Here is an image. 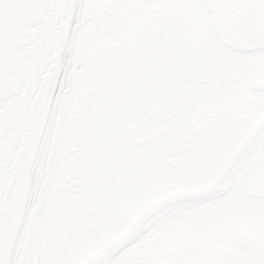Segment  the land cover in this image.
<instances>
[{"label": "snow or ice", "instance_id": "obj_1", "mask_svg": "<svg viewBox=\"0 0 264 264\" xmlns=\"http://www.w3.org/2000/svg\"><path fill=\"white\" fill-rule=\"evenodd\" d=\"M239 0H0V127L8 111V90L36 125L57 120L84 129L106 108L119 109L130 98L139 102L160 77L187 72L199 82L231 72L245 78L255 69L264 78V57L253 59L255 45L264 50V19L250 27L231 15ZM253 8L261 5L246 0ZM184 13L179 24L168 13ZM247 33H251L248 35ZM247 45L248 47H245ZM15 63L18 74L8 78ZM179 84V81H177ZM179 92V89H178ZM146 111L132 122L131 134L145 137V176L103 214L104 224L122 223L134 230L124 243L111 241L104 225L90 224L93 259L86 264H174L172 258L142 253L174 229L184 230L206 214L208 188L224 166L225 154L215 127L201 123L192 109L182 116ZM245 122L236 112L229 129ZM0 146V264L12 220L8 212L6 169ZM225 175L233 185L245 177L264 201V104H261L242 157ZM71 180V177H67ZM229 201L216 204L227 208ZM264 252V236L258 241ZM251 264H264V258Z\"/></svg>", "mask_w": 264, "mask_h": 264}, {"label": "flooded vegetation", "instance_id": "obj_2", "mask_svg": "<svg viewBox=\"0 0 264 264\" xmlns=\"http://www.w3.org/2000/svg\"><path fill=\"white\" fill-rule=\"evenodd\" d=\"M256 3L261 5L264 17V0H256ZM239 5L238 2L231 8ZM241 9L239 17L247 16V19L243 18L246 21L259 8L244 2ZM172 14L185 15L181 12ZM231 15L237 16L233 11ZM179 21L180 18L172 20L177 25ZM251 56L254 60L264 57V50L255 47ZM183 74L173 72L167 79L174 81L171 84L160 83V77L157 76L156 82L148 90L175 88ZM160 102L161 99H152L156 105ZM261 104H264V78L255 69L249 70L245 78L231 72L219 73L214 79L202 77L199 82L186 78L181 88L179 106L174 113L182 116L186 111L196 109L201 113L202 124L215 127L225 154L224 166L206 192L211 197L204 202L206 214L199 221L187 225L184 230L174 229L163 235L150 251L142 253L143 256L157 259L170 257L174 264H251L254 260L264 258V252L258 248V241L264 236V201L253 194L249 177L241 180L239 185H233L225 175L235 159L242 158L246 168L251 165L253 154L249 152L242 157V153ZM154 112L166 111L158 107ZM236 112L244 113L245 122L233 126L227 132ZM144 119L146 114L141 109L140 100L137 102L135 98H130L119 109L109 107L99 114L94 112L90 120V138L83 164L75 162L78 148L71 141L60 191L65 198L67 210V236L64 240L69 241V244L66 249L81 252L72 264H78L95 253L91 242L96 239V235L89 227L94 221L104 225L113 242L124 243L134 235V230L127 225H107L102 217L145 176L148 164L145 137L129 131L132 122ZM67 177L72 179L67 180ZM54 198L57 206L55 213L58 214L60 193L54 195ZM222 201H229L230 206L214 207Z\"/></svg>", "mask_w": 264, "mask_h": 264}, {"label": "rangeland", "instance_id": "obj_3", "mask_svg": "<svg viewBox=\"0 0 264 264\" xmlns=\"http://www.w3.org/2000/svg\"><path fill=\"white\" fill-rule=\"evenodd\" d=\"M72 128L55 121L53 133L45 143L34 200L27 215L16 227V240L6 256L7 264H72L80 251L70 249L66 234V201L60 191L66 170ZM60 193L58 214L54 195ZM16 222V218L14 223ZM17 223V222H16ZM19 223V221H18ZM64 240V241H63ZM65 262V263H64Z\"/></svg>", "mask_w": 264, "mask_h": 264}, {"label": "water", "instance_id": "obj_4", "mask_svg": "<svg viewBox=\"0 0 264 264\" xmlns=\"http://www.w3.org/2000/svg\"><path fill=\"white\" fill-rule=\"evenodd\" d=\"M171 20L179 19L182 16L177 14L168 13ZM242 24L250 27L254 22V15L251 16L250 20H240ZM247 24V25H246ZM251 35V33H247ZM256 46V45H255ZM245 47H248L245 45ZM18 74V68L15 63L10 64L8 68V78L10 81H14ZM188 77L182 75L179 84L177 83L175 88L164 90H147L141 98L140 105L142 110H155L158 107L164 108L166 112L174 113L180 103L181 87ZM165 82L174 83L173 80L169 79ZM169 84V85H170ZM172 86V85H171ZM179 89V92H178ZM166 93V95H163ZM15 88L12 87L8 90V111L4 114L3 126L0 127V146H2V164L6 169V194H7V206L8 212L12 220L10 230L7 234L5 250L10 235H12L15 224V216L18 210L22 192L25 186L26 179L28 176L31 162L33 159L35 147L37 144L39 131L41 124L36 125L33 122L31 115L16 102ZM161 99L160 103H152V99ZM164 100V102H163ZM155 114V112H153ZM89 125L84 129L73 131V140L78 147V154L75 155V162L78 164L84 163V155L86 154L89 141ZM4 250V253H5ZM95 253L85 258L80 264H86L87 261L93 259Z\"/></svg>", "mask_w": 264, "mask_h": 264}, {"label": "bare ground", "instance_id": "obj_5", "mask_svg": "<svg viewBox=\"0 0 264 264\" xmlns=\"http://www.w3.org/2000/svg\"><path fill=\"white\" fill-rule=\"evenodd\" d=\"M244 2H246V0H239V3L241 5L235 6L234 8H231V10H230V12L231 11L235 12V14L237 16L234 18L237 19L239 22H241L240 18H241V20L243 18L247 19V16L246 17H244V16L239 17V15L242 13L241 7H243ZM255 10H257V9H255ZM258 10H260V7ZM258 10L256 13L251 14V15H254V22L256 21L257 17L264 19L263 15H262V11L260 10V13H259ZM255 47H260V46L256 45ZM54 124H55V121L49 122L47 124H45V123L41 124L37 144H36L33 159L31 162V166H30L29 172H27L28 176H27L26 182H24L25 186H24V189L22 192V196L20 199V203L18 206L17 213H15L16 215H18V219H19V223H17L18 224L17 229H18L19 225L21 224L20 221L24 218V216L27 215L28 211L31 209V207L33 205L32 202L34 200L35 187L37 185L38 174H39L40 166H41L39 161L42 158V153H43L42 151L44 149L45 143L50 139L51 133H53ZM12 230L14 231V229H12ZM15 234H13L14 236L10 235L6 250L8 247L11 249L12 244L15 242V240H16ZM6 250H5L6 255L4 253L5 257L8 256V254L10 253L9 250H7V251Z\"/></svg>", "mask_w": 264, "mask_h": 264}]
</instances>
